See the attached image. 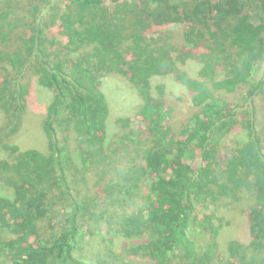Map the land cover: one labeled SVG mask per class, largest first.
Returning <instances> with one entry per match:
<instances>
[{"label":"trees","instance_id":"16d2710c","mask_svg":"<svg viewBox=\"0 0 264 264\" xmlns=\"http://www.w3.org/2000/svg\"><path fill=\"white\" fill-rule=\"evenodd\" d=\"M173 23L185 28L181 45L158 30ZM186 60L199 64L195 76L177 64ZM263 64L264 0H0V147L9 155L0 160L9 195H0V264H118L123 254L135 264H264V69L254 79ZM115 74L138 91L146 136L128 117L112 131L102 88ZM166 74L196 108L177 134L150 89ZM32 80L53 92L46 151L6 141L23 127ZM242 89L233 104L217 94ZM230 134L235 145L221 158ZM229 204L240 206L249 241H202L218 233L211 208ZM85 243L96 262L81 254Z\"/></svg>","mask_w":264,"mask_h":264},{"label":"rangeland","instance_id":"374dc122","mask_svg":"<svg viewBox=\"0 0 264 264\" xmlns=\"http://www.w3.org/2000/svg\"><path fill=\"white\" fill-rule=\"evenodd\" d=\"M192 1L193 0H187V2ZM61 6H63V3L61 4ZM255 8L257 7L254 5V3H252L250 7L246 8V10L251 9L249 11V17L250 21H252V23L254 24L261 21L260 19L262 17V12L259 9ZM158 30L163 32L165 35H174L175 37H172L176 39V45L183 44V42H181L182 30H185V28H183L182 24L173 23L170 25L159 26ZM173 54L176 56L178 53L175 52ZM177 64H179L180 69L188 71L189 74L193 76L196 75L197 69L199 67V64L196 61L191 60H188L185 65H181L180 62H177ZM263 69L264 64L255 68L256 71L254 73V79L256 81L261 78V72ZM104 80L105 81L102 91L108 104V123L112 122V131L116 130L117 132L118 130V125L116 124V122L113 123L116 118L128 117V119L130 120V129H132L133 132L138 133L140 136L142 134L143 136H146V121L143 117L136 115L137 113H140L139 111H141L140 108L142 106V103L140 95L138 94V91L134 87L133 83H131L130 80L120 74L106 76ZM150 83L152 95L155 98H162L163 100L167 101L166 108L169 110V112L168 118L166 120L168 121L169 125L174 128V132L176 134L179 133L181 129L188 125V119L190 118L194 109H196L192 104L188 91L184 86L173 79L172 74H166L165 76H153L150 80ZM159 86H163L164 92H159ZM242 92L243 89L236 93L219 91L217 92V94L220 95V97L224 99V101L233 104L234 102H239V100H241L240 94ZM52 99L53 92L50 89L44 88L40 86L37 81L32 80L30 84V95L27 99V108L23 116V127L17 133H14L6 138L7 143H9L10 145H15L21 149L33 148L46 151L45 145L47 139L45 133L42 130V123L44 118L46 117L47 108ZM5 122V114L0 109V128H4ZM234 139L235 138H233L232 134L223 139L222 145L224 147L220 150L218 154L219 157L222 158L223 156H226L225 152H227V149L225 147H233L235 145L233 143ZM71 141H73V139ZM7 153L8 152H5L0 147V160L9 159V155H7ZM4 193L5 196L8 195V191L5 192V190H2L0 188V195H4ZM234 206V204H229V207H227V209H229L230 211L224 213L223 208L219 207V205L211 208V213L215 216L214 223L216 222L215 225L218 229V233L215 236H211L208 233L206 237L202 238V241L205 242L207 239L211 240V238H216L215 242L217 243V246L219 248L225 247L226 243H228L227 241L232 239H237L241 243H246L249 241L248 224L245 222L244 217L241 215V211L239 210L240 206ZM38 232V237H42L43 239L49 238L51 236V234H48L47 232V225L44 220L38 225ZM103 234L107 238L111 237L105 229L103 230ZM90 237L91 236L89 235V233H87L84 238H86L87 242H89ZM94 245L95 246L92 247H98V249H100V252L104 251V249L101 248L102 245H100V243L99 246H96L97 244ZM122 246L128 247L127 245ZM122 246H117L114 250ZM84 247L85 250L81 253L83 257H86L88 255V262H96L95 255H92L94 254L93 251H90L87 248H91L89 244L85 243ZM122 250L124 251L125 249L123 248ZM116 262L118 264H135L133 259L128 260L127 258H125V254L118 256ZM212 264L221 263L220 261L215 260Z\"/></svg>","mask_w":264,"mask_h":264}]
</instances>
